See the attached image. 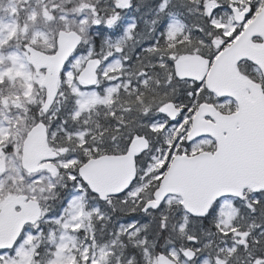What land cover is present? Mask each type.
Instances as JSON below:
<instances>
[{"label": "snow or ice", "instance_id": "obj_1", "mask_svg": "<svg viewBox=\"0 0 264 264\" xmlns=\"http://www.w3.org/2000/svg\"><path fill=\"white\" fill-rule=\"evenodd\" d=\"M0 264H264V0H0Z\"/></svg>", "mask_w": 264, "mask_h": 264}]
</instances>
